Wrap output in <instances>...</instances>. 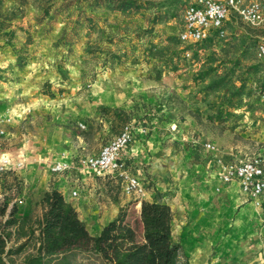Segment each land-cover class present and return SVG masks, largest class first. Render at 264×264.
Masks as SVG:
<instances>
[{
    "label": "rangeland",
    "instance_id": "374dc122",
    "mask_svg": "<svg viewBox=\"0 0 264 264\" xmlns=\"http://www.w3.org/2000/svg\"><path fill=\"white\" fill-rule=\"evenodd\" d=\"M188 1L168 3L161 8L164 18L155 24L146 18L155 8L134 15L95 10L93 14L106 21L90 38L82 34L70 49L60 36L74 8L54 15L51 7L39 22L41 12L25 2L9 24L0 25V117L11 118L0 137V154L10 159L0 172V199L15 201L18 217L28 215L36 223L43 193L77 169L72 165L85 168L81 159L97 153L126 124L134 132L130 145L136 139L147 144L141 148L147 154L143 164L124 160L145 186L144 196L127 195L114 174L102 178L104 174L83 170L96 182L92 197L102 201L109 195L122 203L113 218L120 227L112 242L123 248L142 241V200L171 206L184 192L192 199L189 190L198 183L203 165L221 171L226 161L258 156L264 166V106L259 94L264 63L256 48L243 58L244 42L232 44L233 35L259 41L264 25L252 27L230 12L225 35L211 31V45L196 53L190 49L186 56L182 49L193 43L181 42L179 33ZM4 5L16 6L14 0ZM88 40L97 45L96 53L85 52ZM113 54L117 57L111 60ZM174 62L177 70L171 67ZM206 142L215 150L206 149ZM21 152L26 159L18 157ZM57 162L69 168L54 175L51 166ZM175 188H182L181 198ZM35 242L31 238L14 256L15 264L34 250ZM261 242L264 248V235ZM70 264L104 261L78 253Z\"/></svg>",
    "mask_w": 264,
    "mask_h": 264
},
{
    "label": "trees",
    "instance_id": "16d2710c",
    "mask_svg": "<svg viewBox=\"0 0 264 264\" xmlns=\"http://www.w3.org/2000/svg\"><path fill=\"white\" fill-rule=\"evenodd\" d=\"M4 1L0 0L1 26L9 24L16 15V9L21 7L23 10L25 2L31 1L30 3L41 12L37 20L39 22L51 7L54 15L74 8L73 18L66 23L60 36L61 42L68 45L69 49L82 34L90 38L99 25L106 21L102 20L100 15L93 14L95 10L105 8L115 14L134 15L155 8L154 14L146 17L151 24H155L164 18L161 17L163 12L161 8L166 7L168 3L180 2V0H14L16 6L8 9ZM213 32L218 36L217 31ZM213 39L214 36H209L185 46L182 52L186 53L192 49L196 53L198 49L211 45ZM237 41L244 42L241 51L243 58H246L245 54L256 48L258 43L256 37L233 35L234 47ZM86 43L85 52H97V45H93L90 40ZM115 57L116 54H113L109 58L112 60ZM118 62L123 60L120 59ZM178 66L175 62L171 63L173 70H177ZM39 203L42 212L36 223L32 224L30 216L16 215L18 205L15 201L9 203L6 199H0V264H15L14 256L23 251L31 238L36 241L34 250L24 254L21 264H70L72 257L78 253L98 255L104 264H189L180 261L181 245L172 239L173 215L170 205L165 202L141 201L142 241L131 248H123L119 243L112 242L118 237L115 233L120 227L117 219L103 226L97 235H92L72 204L55 188L46 190ZM23 238L24 240L20 241ZM11 240L15 241V245H9Z\"/></svg>",
    "mask_w": 264,
    "mask_h": 264
},
{
    "label": "crops",
    "instance_id": "0c3cea01",
    "mask_svg": "<svg viewBox=\"0 0 264 264\" xmlns=\"http://www.w3.org/2000/svg\"><path fill=\"white\" fill-rule=\"evenodd\" d=\"M145 145L146 141L136 139L134 144L120 152V158L137 166L143 164L147 154L141 148ZM18 157L26 159L24 152ZM72 168L77 169L65 171L67 175L59 177L52 188L63 194L79 218L86 223L89 232L97 235L117 215L122 203L109 195L102 201L92 197L97 188L94 177L83 173L86 168L75 165ZM74 170L79 175L71 176ZM106 174L102 178L114 177L113 174ZM73 190L76 191L75 196L71 195ZM181 190L175 188L178 198H181ZM189 191L193 195L192 199L189 200L184 192L180 201L175 199L170 206L173 215L172 239L181 245L182 263L264 264V248L261 246L264 235V198L262 205L256 206L241 191L236 181L224 183L220 179V171L213 170L211 165L201 166V177ZM148 193L149 200H152L153 193Z\"/></svg>",
    "mask_w": 264,
    "mask_h": 264
},
{
    "label": "built area",
    "instance_id": "2783aa9c",
    "mask_svg": "<svg viewBox=\"0 0 264 264\" xmlns=\"http://www.w3.org/2000/svg\"><path fill=\"white\" fill-rule=\"evenodd\" d=\"M230 12L236 14L244 23L252 27L264 25V1L252 0H189L183 18L184 27L179 33L183 43H195L210 36L211 31H217L218 36L225 35L224 22ZM258 58L264 63V36L256 46ZM186 56L190 53L187 51ZM261 103L264 106V86L260 90ZM11 121L9 117H0V137L4 136L6 124ZM134 138L133 127L126 124L118 134L100 147L97 153L81 159L85 168L98 174H114L122 180V189L127 195L143 197L146 193L145 186L140 179L131 173L120 152L128 147ZM206 149L215 150V145L206 142ZM10 165V159L5 154H0V172L5 171ZM69 168L66 162H57L51 166L54 173L63 172ZM220 179L224 183L236 181L241 191L256 206L262 205L264 198V166L258 156L239 158L226 161L222 164ZM75 196L76 191H71Z\"/></svg>",
    "mask_w": 264,
    "mask_h": 264
}]
</instances>
